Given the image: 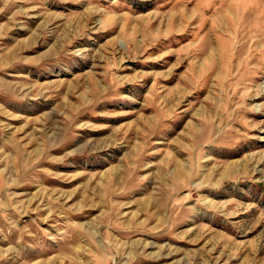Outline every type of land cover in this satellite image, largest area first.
Returning a JSON list of instances; mask_svg holds the SVG:
<instances>
[{
  "label": "rangeland",
  "instance_id": "1",
  "mask_svg": "<svg viewBox=\"0 0 264 264\" xmlns=\"http://www.w3.org/2000/svg\"><path fill=\"white\" fill-rule=\"evenodd\" d=\"M0 264H264V0H0Z\"/></svg>",
  "mask_w": 264,
  "mask_h": 264
}]
</instances>
